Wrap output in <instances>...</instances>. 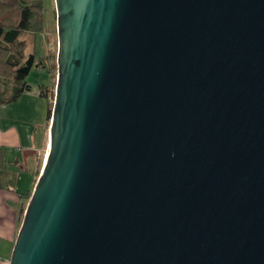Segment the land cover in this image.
Masks as SVG:
<instances>
[{"label": "water", "instance_id": "obj_1", "mask_svg": "<svg viewBox=\"0 0 264 264\" xmlns=\"http://www.w3.org/2000/svg\"><path fill=\"white\" fill-rule=\"evenodd\" d=\"M50 143L10 264H264V0H55Z\"/></svg>", "mask_w": 264, "mask_h": 264}, {"label": "crops", "instance_id": "obj_2", "mask_svg": "<svg viewBox=\"0 0 264 264\" xmlns=\"http://www.w3.org/2000/svg\"><path fill=\"white\" fill-rule=\"evenodd\" d=\"M49 108L32 91L0 104V264H10L23 197L32 193L50 143Z\"/></svg>", "mask_w": 264, "mask_h": 264}, {"label": "trees", "instance_id": "obj_3", "mask_svg": "<svg viewBox=\"0 0 264 264\" xmlns=\"http://www.w3.org/2000/svg\"><path fill=\"white\" fill-rule=\"evenodd\" d=\"M44 0H0V104L17 101L22 93L30 91L28 76L34 69L44 67L37 49L26 52L27 33L34 40L44 32ZM56 75L53 74L52 81ZM51 88L43 87L41 96L49 99ZM53 105L49 106V119ZM31 192L23 197L22 211L28 204Z\"/></svg>", "mask_w": 264, "mask_h": 264}, {"label": "rangeland", "instance_id": "obj_4", "mask_svg": "<svg viewBox=\"0 0 264 264\" xmlns=\"http://www.w3.org/2000/svg\"><path fill=\"white\" fill-rule=\"evenodd\" d=\"M45 7V24L44 32L34 40L32 34L27 33L24 39L27 41V53H30L34 48L37 49L39 56L44 60L45 66L34 69L28 76V84L31 87L33 97L42 100V106L46 110L50 105H53L55 99V89L58 74L57 52H58V36H57V21L55 0H44ZM53 74L56 75L54 82L52 81ZM43 87L51 88L49 99L41 96ZM25 212V211H24ZM24 212L20 214L18 230L20 228ZM18 233V231H17Z\"/></svg>", "mask_w": 264, "mask_h": 264}]
</instances>
